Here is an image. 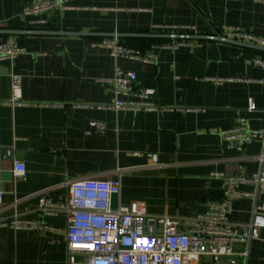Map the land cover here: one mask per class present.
<instances>
[{"label":"crops","instance_id":"1","mask_svg":"<svg viewBox=\"0 0 264 264\" xmlns=\"http://www.w3.org/2000/svg\"><path fill=\"white\" fill-rule=\"evenodd\" d=\"M27 1L0 0V28L91 34L9 36L26 53L0 61V220L16 216L48 227L0 225V264H68L66 213L41 215L37 204L42 197L65 204L71 181L119 178L113 208L137 203L149 215L176 218L185 226L220 197L222 179L214 173L264 168V160H258L264 140L228 149L216 133L239 115L252 131L264 127V69L246 62L264 58L263 51L213 39L174 48L171 44L180 39L118 38L141 54L154 53L151 63L113 60L107 49L93 45L101 33L221 36L222 26L264 37V0H73L69 8L39 17L46 19L42 25L21 13ZM115 66L134 71L136 87L154 90V110L109 107L112 92L105 80ZM11 72L22 78L25 105L6 104ZM207 78L231 80L215 84ZM250 100L252 111L247 110ZM92 120L103 123L104 130L86 134ZM14 161L24 164V180L14 176ZM244 189L254 192L251 185ZM261 202L264 191L233 201L230 220L239 234ZM232 251L221 264L231 259L264 264V228L256 238L236 241ZM199 264L212 261L205 256Z\"/></svg>","mask_w":264,"mask_h":264},{"label":"built area","instance_id":"2","mask_svg":"<svg viewBox=\"0 0 264 264\" xmlns=\"http://www.w3.org/2000/svg\"><path fill=\"white\" fill-rule=\"evenodd\" d=\"M73 0H28L23 4L21 13L34 18L32 24L46 23L44 15L69 8ZM185 31L191 29L184 28ZM184 29H181L184 30ZM219 35L228 39L244 41L264 47V37L253 34L242 27L222 26ZM189 40H177L170 47ZM94 46L108 50L109 56L116 60L123 58L142 62H155L154 53L141 54L133 47L124 45L117 37H105L94 40ZM167 46V45H164ZM26 53L24 46L13 38L0 40V61H12ZM247 63L264 69V58L255 57ZM21 76L10 73V95L6 104L9 106L25 105L22 99ZM215 84L231 79L207 78ZM264 81V80H263ZM111 86L112 98L109 107L115 111L154 110L151 101L154 90L136 87V73L125 71L115 66L113 75L105 80ZM250 100L247 110H254ZM103 123L89 121L86 134L102 132ZM228 149L246 145L254 138L264 140V127L252 131L245 116H237L234 122L216 130ZM263 162L264 154L258 156ZM12 172L15 177L25 179V166L14 161ZM222 179L221 195L210 201L206 210L186 221L181 222L166 215L147 214L137 203L128 206L118 205L113 208L111 199L120 193V179L84 178L68 184V196L65 204H56L48 197L39 199L37 208L41 215L66 213V252L68 264H199L202 257H209L212 264H221L222 256H231L236 241L256 238L264 228V202L255 205L251 221L246 225L244 235L232 224L230 215L232 203L239 198H251L264 191V168L246 174L239 166L233 174L214 173ZM245 185L254 187V192L244 189ZM0 225L11 229L42 231L48 226L42 220H25L11 217L0 220ZM235 263L234 259L230 260Z\"/></svg>","mask_w":264,"mask_h":264},{"label":"water","instance_id":"3","mask_svg":"<svg viewBox=\"0 0 264 264\" xmlns=\"http://www.w3.org/2000/svg\"><path fill=\"white\" fill-rule=\"evenodd\" d=\"M25 34H37V35H89L90 32H77V31H48V30H15V29H2L0 28V35H3L4 38H8L9 36H15V35H25ZM101 36L103 38L105 37H122L123 35H130V36H138V37H146V38H157V39H180V40H205V39H213L218 40L226 43H231L235 45H239L241 47L250 48L257 51H263V46L254 45L251 43L243 42V41H237L233 39H228L223 36H205L195 33H131V34H120V33H101Z\"/></svg>","mask_w":264,"mask_h":264},{"label":"trees","instance_id":"4","mask_svg":"<svg viewBox=\"0 0 264 264\" xmlns=\"http://www.w3.org/2000/svg\"><path fill=\"white\" fill-rule=\"evenodd\" d=\"M186 32H190V31H186Z\"/></svg>","mask_w":264,"mask_h":264}]
</instances>
